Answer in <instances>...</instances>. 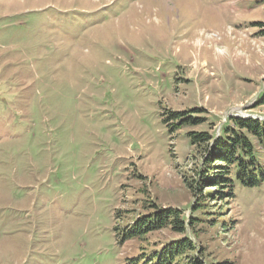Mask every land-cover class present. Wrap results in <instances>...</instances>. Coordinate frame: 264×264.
<instances>
[{
    "label": "rangeland",
    "instance_id": "1",
    "mask_svg": "<svg viewBox=\"0 0 264 264\" xmlns=\"http://www.w3.org/2000/svg\"><path fill=\"white\" fill-rule=\"evenodd\" d=\"M234 118L264 121V0H0V264H144L184 239L175 264H264V183L198 197L189 134ZM152 205L186 232L122 244Z\"/></svg>",
    "mask_w": 264,
    "mask_h": 264
},
{
    "label": "trees",
    "instance_id": "2",
    "mask_svg": "<svg viewBox=\"0 0 264 264\" xmlns=\"http://www.w3.org/2000/svg\"><path fill=\"white\" fill-rule=\"evenodd\" d=\"M174 116L182 119L181 114L175 113ZM191 121L190 117H186L181 120V125L186 122L197 125L199 122ZM233 121L236 128H227L224 136H212L207 132L189 134L192 145L205 148L209 155L204 162L205 176L199 181L197 188L199 198L205 195H211L209 199L215 201L220 196L224 198L222 191H219L217 198L213 197V193L204 195L203 190L207 186L215 188V191L226 189L227 196L233 197L236 182L247 188L258 187L264 183V121L254 118H234ZM256 144L261 147V152L257 150ZM201 206L204 205L198 204L195 209L198 210ZM152 209V214L139 217L123 232L120 241L122 244L132 239L143 241L147 235L168 228L176 233L186 232L184 222L179 219L180 211L171 208L159 209L156 205H152ZM190 252H197L196 247L192 241L184 239L150 255L142 254L140 260L145 256L144 264H175L179 257ZM190 264L204 263L197 257Z\"/></svg>",
    "mask_w": 264,
    "mask_h": 264
}]
</instances>
